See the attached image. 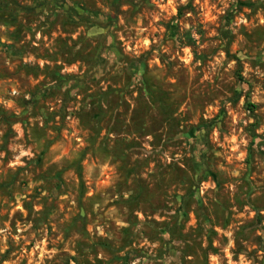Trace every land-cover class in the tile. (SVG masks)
Listing matches in <instances>:
<instances>
[{
	"label": "rangeland",
	"instance_id": "rangeland-1",
	"mask_svg": "<svg viewBox=\"0 0 264 264\" xmlns=\"http://www.w3.org/2000/svg\"><path fill=\"white\" fill-rule=\"evenodd\" d=\"M0 264H264V0H0Z\"/></svg>",
	"mask_w": 264,
	"mask_h": 264
},
{
	"label": "trees",
	"instance_id": "trees-1",
	"mask_svg": "<svg viewBox=\"0 0 264 264\" xmlns=\"http://www.w3.org/2000/svg\"><path fill=\"white\" fill-rule=\"evenodd\" d=\"M113 93H114V92H113ZM106 95H107V94L105 93V94H103L102 97H104V96H106ZM101 100H102V98H101ZM101 100L98 101V103H97L96 106L93 105L94 109L96 108V110H98L97 107L100 105V103H102ZM251 107H252V106H251ZM95 115H98V118H97L95 121H93V119L96 118V117H94ZM100 117H101L100 112H97L96 114H93V117H92V119H91V123L98 124V122H99V118H100Z\"/></svg>",
	"mask_w": 264,
	"mask_h": 264
}]
</instances>
